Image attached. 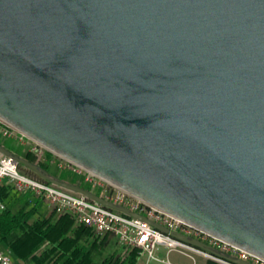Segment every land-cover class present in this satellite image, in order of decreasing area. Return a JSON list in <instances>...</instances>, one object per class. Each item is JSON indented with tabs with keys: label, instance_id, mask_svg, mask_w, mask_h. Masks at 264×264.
<instances>
[{
	"label": "water",
	"instance_id": "95a60500",
	"mask_svg": "<svg viewBox=\"0 0 264 264\" xmlns=\"http://www.w3.org/2000/svg\"><path fill=\"white\" fill-rule=\"evenodd\" d=\"M0 118L264 259V0H0ZM232 264L246 261L52 178Z\"/></svg>",
	"mask_w": 264,
	"mask_h": 264
},
{
	"label": "built area",
	"instance_id": "2783aa9c",
	"mask_svg": "<svg viewBox=\"0 0 264 264\" xmlns=\"http://www.w3.org/2000/svg\"><path fill=\"white\" fill-rule=\"evenodd\" d=\"M0 138H17L21 145L27 147L29 151L38 158L39 162L44 163L49 161L51 167L56 166L58 169L70 171L79 177L81 182L90 185L93 190L100 191V197L107 202L139 214L140 216L167 228L170 232H176L191 239L201 241L226 256L237 258L251 264H264L263 258L197 229L142 201L125 190L72 163L64 157L51 152L49 149L27 137L1 118ZM44 148L47 149L48 152L47 150L43 151L42 149ZM48 154L51 155L50 160H48ZM19 166V162L14 158L1 155L0 184L4 181H8L13 184L17 190L31 192L39 197H43L49 202L58 215L68 214L75 219L77 225L89 226L95 230L97 234L103 237L114 235L117 237L120 245L128 249L139 250L141 254H147L149 260L155 257L156 248L163 245L170 249L199 253L223 264H232L213 256L208 252L185 244L173 238L171 235L164 234L146 222L106 208L100 203L92 201L83 195L73 193L41 179L31 178L23 174L20 171ZM4 209L5 205L0 201V212ZM0 264L19 263L0 250Z\"/></svg>",
	"mask_w": 264,
	"mask_h": 264
},
{
	"label": "trees",
	"instance_id": "16d2710c",
	"mask_svg": "<svg viewBox=\"0 0 264 264\" xmlns=\"http://www.w3.org/2000/svg\"><path fill=\"white\" fill-rule=\"evenodd\" d=\"M17 156L32 164L38 165L42 171L48 172L52 178L65 181L50 173L51 166L49 161L44 163L39 162L38 158L32 154L27 147L24 148L21 155ZM47 157L48 160L51 159L50 154H48ZM19 167L29 170L22 164H20ZM34 174L39 179L43 180L36 173ZM65 182L79 185L84 190L94 192L93 188L81 182L80 178L79 182ZM86 185L90 188H86ZM19 193H21V191L16 190L13 186L0 184V201L5 205V209L0 212V240L5 242L11 251L24 261L25 264L138 263L142 255L141 252L128 248L124 258L114 255L103 257V254L99 250L103 236L97 234V232L89 226L77 225L75 219L68 214L57 215L58 217L55 221H53L52 218L35 220L34 218L37 214L36 206L32 208L25 206L20 210H11L8 208L7 203L12 199L11 196L13 194L16 196ZM99 193L95 194L101 196V192ZM82 242L85 243V246ZM212 250L215 255L218 253L220 257L226 256L218 250L213 248ZM207 264L223 263L209 260Z\"/></svg>",
	"mask_w": 264,
	"mask_h": 264
},
{
	"label": "crops",
	"instance_id": "0c3cea01",
	"mask_svg": "<svg viewBox=\"0 0 264 264\" xmlns=\"http://www.w3.org/2000/svg\"><path fill=\"white\" fill-rule=\"evenodd\" d=\"M2 184H8L10 186H13V184L8 181H4ZM11 197L12 199H10V201L7 203L8 208H10L11 210H20L22 207L25 206H27L28 208L36 206L37 214L34 218L35 220L52 218V220L55 221L58 217V214L54 211L49 202L43 197H39L34 193L21 191V193H19L18 195L15 196L13 194ZM12 202L14 203V207H11L10 205ZM83 245L85 246V243H83ZM0 250L8 254L17 263L25 264L24 261L18 258L11 251L9 246L1 240ZM99 250L103 254V257L114 255L121 256L122 258H124L127 252V248L120 245L117 240V237L114 235H107L103 237ZM155 253H158V255L156 256V258H153L155 261L154 264H207L209 260H214L199 253L186 250L170 249L169 247L163 245L158 246L156 248Z\"/></svg>",
	"mask_w": 264,
	"mask_h": 264
},
{
	"label": "rangeland",
	"instance_id": "374dc122",
	"mask_svg": "<svg viewBox=\"0 0 264 264\" xmlns=\"http://www.w3.org/2000/svg\"><path fill=\"white\" fill-rule=\"evenodd\" d=\"M0 144L5 147L7 150H9L10 152H12L13 154H15L16 156L17 155H21V153L24 151V146L21 145V143L18 141L17 138H0ZM32 144V143H31ZM43 151H46L47 149H42ZM48 152V150H47ZM58 158V157H57ZM59 159V158H58ZM20 171L31 177V178H34V179H39L33 171H29V170H26L24 169L23 167H20L19 168ZM50 173L56 177H60L62 178L63 180L65 181H71L73 183L75 182H79V178H77L75 175L71 174L70 172H68L67 170H61V169H58L56 166L54 167H51V170H50ZM89 187V186H88ZM87 185H86V188H88ZM90 188V187H89ZM100 191L98 190H94V193H99ZM100 194V193H99ZM11 207H14V203L12 202L11 204ZM158 255V253H155V257ZM154 259L152 260H149L147 254H142L140 259H139V263L138 264H154ZM168 264V263H167Z\"/></svg>",
	"mask_w": 264,
	"mask_h": 264
},
{
	"label": "bare ground",
	"instance_id": "6f19581e",
	"mask_svg": "<svg viewBox=\"0 0 264 264\" xmlns=\"http://www.w3.org/2000/svg\"><path fill=\"white\" fill-rule=\"evenodd\" d=\"M43 146V145H42ZM66 159V158H65ZM72 163H74V162H72ZM75 164V163H74Z\"/></svg>",
	"mask_w": 264,
	"mask_h": 264
}]
</instances>
